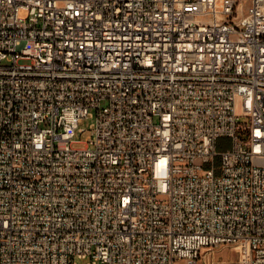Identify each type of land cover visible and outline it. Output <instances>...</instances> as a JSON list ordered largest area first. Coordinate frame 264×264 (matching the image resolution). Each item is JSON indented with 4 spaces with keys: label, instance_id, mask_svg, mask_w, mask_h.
<instances>
[{
    "label": "built area",
    "instance_id": "obj_1",
    "mask_svg": "<svg viewBox=\"0 0 264 264\" xmlns=\"http://www.w3.org/2000/svg\"><path fill=\"white\" fill-rule=\"evenodd\" d=\"M221 248L264 264V0H0V264Z\"/></svg>",
    "mask_w": 264,
    "mask_h": 264
},
{
    "label": "rangeland",
    "instance_id": "obj_2",
    "mask_svg": "<svg viewBox=\"0 0 264 264\" xmlns=\"http://www.w3.org/2000/svg\"><path fill=\"white\" fill-rule=\"evenodd\" d=\"M95 122L94 118H88L85 119L81 125L80 128L85 129L84 133H79L77 132L76 135V140L80 141L81 143H75L73 145V147L75 148H84L86 147V142L88 141V138L91 136V125ZM232 146V140L228 137H224L221 138L219 140V144H218V150L222 151V150H226L229 149ZM226 248H221L218 250H215L213 254L207 255L206 256V263L205 264H217V261H223L225 260L224 258L227 257L228 258V262H230L231 260H235L238 258V254L237 253H233V252H225ZM221 257V258H218Z\"/></svg>",
    "mask_w": 264,
    "mask_h": 264
}]
</instances>
